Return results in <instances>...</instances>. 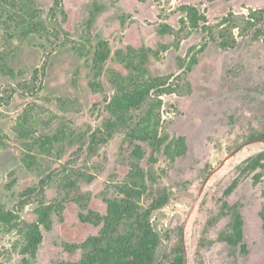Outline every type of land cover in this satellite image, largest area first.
<instances>
[{
	"label": "rangeland",
	"instance_id": "obj_1",
	"mask_svg": "<svg viewBox=\"0 0 264 264\" xmlns=\"http://www.w3.org/2000/svg\"><path fill=\"white\" fill-rule=\"evenodd\" d=\"M11 1L14 8L0 2V54L11 51L6 64L15 72L0 70V210L13 211L26 222L37 220V202L18 209L21 193L50 175L45 201L61 199L66 168L81 172L79 186L91 194L89 208L106 212V199L117 195L115 184L130 171L134 141L118 133L95 154L81 149L80 143H65L62 155L58 150L40 154V167L32 170L22 160V140L14 127L33 107V123L42 134L68 127L77 132L100 128L110 116L106 96L114 93L112 71L132 75L117 52L145 46L150 50L149 74L170 75L171 82L180 85L179 91L162 95L161 135L185 136L188 145L185 155L171 160L164 146L152 153L153 146L144 144L146 155L140 163L151 173L144 202L164 190L171 193L169 203L152 216L161 236L157 262L168 264L167 256L181 237L185 264H264V139H252L264 134V41L239 38L230 50L209 42L186 72L193 52L204 43V32L196 31L176 48L174 35L158 30L161 23L180 27L183 4L196 5L214 24L231 10L247 14L250 8L264 9V0H62L55 15L54 0ZM30 7L40 9L49 33L22 38L25 27L4 21L2 9L23 12ZM102 39L110 42L112 57L96 77L92 62ZM94 81L103 89H93ZM60 98L69 100L71 109H62ZM83 211L76 202H66L62 219L54 213L53 228L44 229V240L31 255L23 252L24 231L0 220V264L20 263L25 256L31 264L78 261L83 250L66 246L82 243L100 229L80 219ZM236 213L244 218L248 253L222 238L232 234Z\"/></svg>",
	"mask_w": 264,
	"mask_h": 264
},
{
	"label": "trees",
	"instance_id": "obj_2",
	"mask_svg": "<svg viewBox=\"0 0 264 264\" xmlns=\"http://www.w3.org/2000/svg\"><path fill=\"white\" fill-rule=\"evenodd\" d=\"M148 1V0H141ZM160 1V0H155ZM8 7H15L11 0H0ZM4 6V7H5ZM62 6V0H54L51 8L55 15L56 10ZM7 8V7H6ZM3 11L5 22H13L17 27H25L20 32L22 38L31 33L44 35L49 33V28L40 18V9L30 7L23 12L8 10ZM182 12L180 27L175 28L168 23L159 25V32L166 35H174L173 46L179 48L182 41L189 38L196 31H203L205 36L203 45L193 52L191 60L186 67L189 72L198 63V55L203 52L209 42H214L224 50L235 49L239 44V38L264 41V9L250 8L247 14H237L233 10L217 23H209L207 15L196 5L183 4L179 7ZM97 13L93 14L95 17ZM164 49L169 46L164 45ZM11 51L0 54V70L6 75H14V70L6 64V59ZM112 57V49L108 40H99L95 46L92 62V70L98 77L103 73L104 66ZM117 59L132 73L124 76L120 72L112 71L111 78L114 88L113 95L107 99V109L110 116L100 128L92 132H77L72 128H60L52 134L39 133L33 123V107L22 113L14 127L15 133L22 140L24 164L32 170L40 167L38 156L40 154L52 155L64 150V144H81V149L95 154L101 144L113 139L118 133H125L134 141L132 151L133 160L131 168L125 179L115 184L117 195L107 198V210L105 213L89 208L91 194L83 192L79 186L82 174L79 170L62 169L61 187L63 197L52 202H46L48 184L53 176L42 178L38 185L30 186L21 193V199L17 206L24 209L28 204L37 202L38 218L32 222L20 220V215L10 210H0V220L7 224L20 227L25 233V245L23 252L27 255L35 254L44 240V229L53 228L54 213H58L62 219L66 202H76L86 212H81L80 219L83 222L99 226L97 234L90 235L82 243L68 244L71 251L83 250L82 257L68 264H161L157 262V253L161 246L160 233L155 229L152 216L155 211L165 207L171 193L167 190L154 197L150 203H145L144 198L150 191L149 179L151 173L141 166V160L145 158V145H152L153 152L164 146V152L171 160L185 155L188 151L185 136L170 138L167 134L161 135L163 123L162 108L165 93L179 91L180 85L171 82L170 75L151 76L147 68L150 60V50L142 46L140 48L128 46L126 50L117 52ZM186 66L184 64L183 68ZM37 72L34 78H37ZM185 79V83L189 81ZM93 89L100 91L103 86L100 82H91ZM60 106L67 110L71 102L60 98ZM71 109V108H69ZM252 139H264V134ZM152 160L157 161L156 156ZM237 181L226 190V195L234 189ZM227 203V202H226ZM227 205V204H226ZM264 228V205L260 211ZM245 222L241 213L235 214L233 232L222 238L233 246L241 247L242 252L248 253L245 237ZM168 264H185L184 246L182 238L173 245ZM31 264L28 256L20 263ZM64 264V263H62Z\"/></svg>",
	"mask_w": 264,
	"mask_h": 264
}]
</instances>
